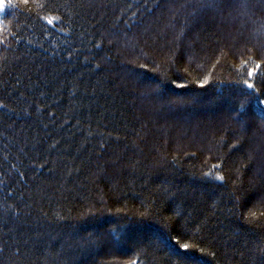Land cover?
<instances>
[{
  "label": "trees",
  "instance_id": "16d2710c",
  "mask_svg": "<svg viewBox=\"0 0 264 264\" xmlns=\"http://www.w3.org/2000/svg\"><path fill=\"white\" fill-rule=\"evenodd\" d=\"M8 2L0 264H259L264 0ZM101 78L108 92L78 109L76 86ZM157 83L160 98L138 94Z\"/></svg>",
  "mask_w": 264,
  "mask_h": 264
},
{
  "label": "snow or ice",
  "instance_id": "6c2138e0",
  "mask_svg": "<svg viewBox=\"0 0 264 264\" xmlns=\"http://www.w3.org/2000/svg\"><path fill=\"white\" fill-rule=\"evenodd\" d=\"M22 3L27 4L29 2V0H21ZM8 6L11 7L12 3L11 0H9L8 2ZM0 7H3L2 4H0ZM45 19L47 20L48 24H52L54 22L55 19H57L56 17H53L51 15L46 16ZM99 46V45H98ZM69 55H71V53H69ZM248 60H241V66L247 65L248 64ZM139 69H148V64L144 63L138 66ZM261 67V61L257 60L255 62V64L252 67H248L247 68V75L249 78L253 77L257 70ZM95 68L101 72H103L104 66L101 64H97L95 65ZM91 69H89L90 71ZM150 71L152 72H156L157 70L155 68L151 69ZM133 76L136 78V75H134V71L132 72ZM210 82V77L209 76H204L203 79H199L197 80L195 83L198 84L201 88H203L205 85H207ZM17 83H19V81H17ZM171 83L173 84H177V82L175 80L171 81ZM243 84L247 86V88L249 89H254L255 85L253 83L252 79H245L243 80ZM183 84H177V87H183ZM92 87V91L89 92V87L88 85H84L83 88L81 89L78 85L75 88V92L77 94H79V102L76 105V107L78 109H84V108H88L91 109L92 103L94 102V100L96 98H98L99 94L102 93H107L108 92V85L104 83L103 78L98 79L97 82L93 85H91ZM138 87L142 88V91L139 92L138 94L142 97L145 98L149 101H153L155 98H160L161 97V91H160V85L157 84H152L151 86H145V85H138ZM43 95V93H42ZM177 101H172L169 100L167 101V103L169 105L175 104ZM260 103L262 105H264V99H260ZM243 105V104H241ZM35 107V105H34ZM0 108H4L5 110H7V105L6 104H2L0 103ZM37 110H39V108L37 107ZM27 113V109L24 110ZM46 111V109H45ZM107 109H105V113H107ZM29 115H31V113H29ZM49 116L53 115L52 113H48ZM89 120L91 119V117H87ZM101 119H104L105 116L101 115L100 117ZM231 120V119H230ZM78 126V125H77ZM241 132L246 130V125H241ZM99 138L104 140L105 144L109 143L110 139H111V135L109 134V136L107 138L104 137L103 134H99ZM104 145H100V147H103ZM207 175V174H206ZM215 179L219 180V181H223L224 180V176L221 175L219 172H217L215 174ZM160 218V217H158ZM162 220H167L168 218H160ZM165 226L167 227V224L165 223ZM203 226V225H202ZM37 235H39V233H37ZM173 240H175V242L179 245V247L181 249H198L201 253H207L208 249L207 248H198L197 245L195 244H189V243H182L180 241V237L176 236V237H172ZM95 241H93V235L91 233H89L88 235V243H94ZM260 258H259V264H264V249L260 250ZM127 264H137L136 261L133 260H129L127 262Z\"/></svg>",
  "mask_w": 264,
  "mask_h": 264
}]
</instances>
